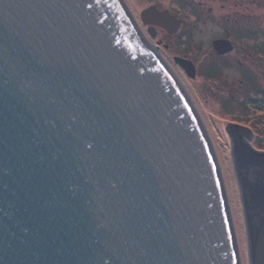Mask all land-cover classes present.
<instances>
[{
    "label": "water",
    "instance_id": "water-1",
    "mask_svg": "<svg viewBox=\"0 0 264 264\" xmlns=\"http://www.w3.org/2000/svg\"><path fill=\"white\" fill-rule=\"evenodd\" d=\"M188 91L120 0H0V264H243ZM225 129L264 264V151Z\"/></svg>",
    "mask_w": 264,
    "mask_h": 264
},
{
    "label": "flooded vegetation",
    "instance_id": "flooded-vegetation-1",
    "mask_svg": "<svg viewBox=\"0 0 264 264\" xmlns=\"http://www.w3.org/2000/svg\"><path fill=\"white\" fill-rule=\"evenodd\" d=\"M120 1L141 38L182 86L188 91L185 80L198 81L208 110L221 107L246 121L259 120L255 115L264 112V0ZM231 126L232 137L238 138L241 129L253 135L244 124Z\"/></svg>",
    "mask_w": 264,
    "mask_h": 264
},
{
    "label": "rangeland",
    "instance_id": "rangeland-1",
    "mask_svg": "<svg viewBox=\"0 0 264 264\" xmlns=\"http://www.w3.org/2000/svg\"><path fill=\"white\" fill-rule=\"evenodd\" d=\"M185 83H187V89L191 93L196 104L200 107L218 143L225 170L226 182L233 206L236 230L240 241L243 264H250L247 230L244 218L242 199L231 154V140L228 132L225 129V126L229 122H238L240 124L248 126L253 133V138L249 140L246 136H244V139L249 144H251V146L255 150L264 151V112L261 111L255 115L259 116V120L253 117L252 119L250 118L251 120L246 121L247 118H243L239 115L230 114L229 112H222L223 109L221 107L219 108L220 111L218 110V107H211V109L208 110L205 107L204 102H201L202 93L201 86L199 85L198 81L190 82L189 80H185ZM233 110L234 109L231 108V111ZM214 111H217L220 115H222V117H220V115H218ZM250 111L251 113H255L252 110ZM247 114L249 115V112H247Z\"/></svg>",
    "mask_w": 264,
    "mask_h": 264
},
{
    "label": "snow or ice",
    "instance_id": "snow-or-ice-1",
    "mask_svg": "<svg viewBox=\"0 0 264 264\" xmlns=\"http://www.w3.org/2000/svg\"><path fill=\"white\" fill-rule=\"evenodd\" d=\"M89 147H91V145H89Z\"/></svg>",
    "mask_w": 264,
    "mask_h": 264
},
{
    "label": "bare ground",
    "instance_id": "bare-ground-1",
    "mask_svg": "<svg viewBox=\"0 0 264 264\" xmlns=\"http://www.w3.org/2000/svg\"><path fill=\"white\" fill-rule=\"evenodd\" d=\"M220 122V121H219ZM222 122V121H221Z\"/></svg>",
    "mask_w": 264,
    "mask_h": 264
}]
</instances>
